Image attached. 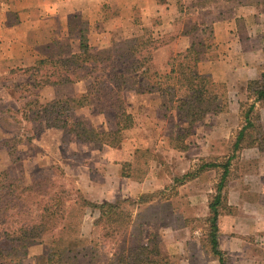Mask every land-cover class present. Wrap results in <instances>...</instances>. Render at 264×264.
Returning a JSON list of instances; mask_svg holds the SVG:
<instances>
[{
  "label": "rangeland",
  "instance_id": "rangeland-1",
  "mask_svg": "<svg viewBox=\"0 0 264 264\" xmlns=\"http://www.w3.org/2000/svg\"><path fill=\"white\" fill-rule=\"evenodd\" d=\"M178 7L176 33L165 36L164 42H175L179 34L193 33L196 35L193 45L199 57L207 48L214 50L213 23L224 20L227 27L239 31L249 48L254 47L252 55L250 53L254 63L250 62L248 69L245 68L248 63L239 61L238 53L234 52L230 61L219 64V76L214 82L225 96L193 125L183 150L172 148L169 141L185 124L178 119L175 110L162 106L156 90H148L153 74L142 86L146 92L125 93L127 110L134 124L123 132L121 143L116 147H98L56 126L80 119L98 131L112 130L115 125L112 108L98 111L101 103H93L58 116L56 112L45 113L41 106L50 100L34 95L37 90L16 98L22 93L17 82L26 81L30 76L32 80L34 74L24 67L10 71L8 86L0 96V109L6 113L2 124L8 131L7 160L0 167V188L13 177L26 188L34 177H47L52 190L50 196L43 198V207L47 209L44 213L58 212L63 214V219H59L55 229L41 242L30 246L26 257L11 262L3 259L0 264H35L40 253L53 247L69 248L76 255L77 264H106L112 244L100 241L102 227L94 224L97 211L84 203L76 180L84 175H90L95 181L101 180L100 175L114 178L116 165L120 166L121 173L129 175L121 177L124 183L130 184L119 186L128 191L125 193L129 196L118 200L144 198L131 205L127 238L145 243L150 233L157 234L169 264H219L205 236L207 204L218 170L205 169L182 184L175 183L174 177L194 170L202 161H220L229 153V143L241 124L239 103L246 99V82L260 78L264 72V56L260 50L264 45V0H178ZM153 35L158 36L154 32ZM83 43L91 52L104 49ZM177 44L182 47L184 43ZM159 50H155L152 71L163 73L169 58L176 52ZM66 56L52 53L48 58ZM40 74L41 71L35 75ZM59 80L50 95L70 97L83 93L93 78L60 73ZM258 112L264 131V106L258 107ZM65 156L67 167L60 161ZM103 157L112 161L110 167L102 165ZM124 162L130 165L123 166ZM257 175H264V151L256 147L242 149L231 165L226 188L229 206L218 218L219 246L231 264H264V198L255 196L256 186H260ZM132 181L135 187L131 186Z\"/></svg>",
  "mask_w": 264,
  "mask_h": 264
},
{
  "label": "trees",
  "instance_id": "trees-1",
  "mask_svg": "<svg viewBox=\"0 0 264 264\" xmlns=\"http://www.w3.org/2000/svg\"><path fill=\"white\" fill-rule=\"evenodd\" d=\"M164 37H154L152 31L143 29L140 34L113 40L101 51L91 52L83 45L78 52L66 57L40 58L35 65L26 68L31 75L34 74L31 83H20L18 86L22 87V92L28 88L27 93H31L30 90L58 84L60 73L93 78L92 83L80 95L55 97L44 103L41 110L45 113L56 112L58 116L93 103H101L98 111L112 108L115 112V128L112 130L98 131L80 119L67 120V123L64 121L55 126L74 134L80 141L93 142L98 147H116L123 139V132L134 124L133 116L127 110L125 93L146 92L142 86L145 85L146 78L153 74L154 80L148 90H156L162 106L175 110L178 119L185 124L169 141L172 148L183 150L186 147L185 138L193 125L224 98L225 92L219 89L209 74L197 71L199 57L193 44L169 58L168 71H152L155 50L168 43L164 42ZM40 71L41 74L36 76ZM245 92V101L239 103L241 124L229 143V153L220 161H202L194 170L174 177L175 183L182 184L197 177L205 169L218 170L217 181L207 204L205 236L210 252L219 264H231L219 246L218 218L229 206L226 188L232 162L244 148L256 147L264 151V131L258 112V107L264 106V72L260 78L246 82ZM53 120L56 122V119ZM129 165V162L123 163V166ZM122 176L129 177L126 173H122ZM50 182L47 177H34L31 185L26 188L13 177L7 185L0 188V260L11 262L26 257L30 246L41 242L45 235L55 229L59 219H63V214L58 212L48 215L44 213L47 209H44L42 201L44 197L51 195ZM81 198L87 206L97 211L94 224L102 227L100 241L112 244L111 255L106 264H169L157 234L150 233L145 243L127 238L131 205L142 202V196L138 201L122 199L93 202L83 195ZM35 264L77 263L76 255L69 248L53 247L40 253Z\"/></svg>",
  "mask_w": 264,
  "mask_h": 264
},
{
  "label": "crops",
  "instance_id": "crops-1",
  "mask_svg": "<svg viewBox=\"0 0 264 264\" xmlns=\"http://www.w3.org/2000/svg\"><path fill=\"white\" fill-rule=\"evenodd\" d=\"M179 14L178 0H0V96L8 86V74L12 69L31 67L39 58L52 53L64 56L78 52L86 45L84 41L96 49L107 48L114 39L140 34L144 28L158 36L174 35ZM213 24L214 50L207 48L201 51L196 69L209 74L216 81L219 76L217 67L230 61L233 52L238 53L239 61L248 63L245 66L248 69L250 62L254 63L251 58L254 47L249 48L239 31L227 27L224 20H217ZM195 36L193 33L179 34L175 42L159 49L165 53L171 49L176 53L183 51L193 44ZM181 42L184 44L178 47L177 43ZM263 47H260L262 52ZM168 69L169 66L164 72ZM20 83H31V78L17 82ZM53 86L47 85L35 91L34 95L40 94L46 101L52 100L55 98L50 95ZM25 94L32 93L22 92L16 98ZM5 114L0 109V167L7 160L8 131L2 124ZM60 161L67 167V156ZM101 161L104 162L102 165L108 167L112 162L107 157ZM115 168L117 175L114 178L100 175L101 180L95 181L90 175L79 177L76 180L77 188L85 198L95 202L116 201L129 196L126 194L128 191H123L119 186L123 188L130 184L124 183L120 166L116 165ZM257 177H260V186H256L255 196L261 199L264 198V175ZM131 183L132 187L136 186L135 182Z\"/></svg>",
  "mask_w": 264,
  "mask_h": 264
}]
</instances>
